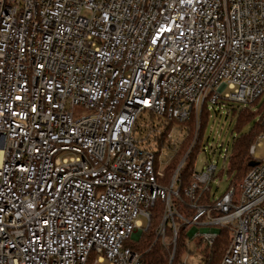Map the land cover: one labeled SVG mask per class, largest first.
<instances>
[{"label": "built area", "instance_id": "2783aa9c", "mask_svg": "<svg viewBox=\"0 0 264 264\" xmlns=\"http://www.w3.org/2000/svg\"><path fill=\"white\" fill-rule=\"evenodd\" d=\"M263 95L264 0H0V264H146L127 242L158 200L171 258L180 229L189 248L190 233L212 247L229 228L220 264H264V132L240 197L235 184L207 197L203 145L192 213L177 206L197 132L168 173L179 123Z\"/></svg>", "mask_w": 264, "mask_h": 264}, {"label": "trees", "instance_id": "16d2710c", "mask_svg": "<svg viewBox=\"0 0 264 264\" xmlns=\"http://www.w3.org/2000/svg\"><path fill=\"white\" fill-rule=\"evenodd\" d=\"M221 107H225L228 115L234 119L232 133H237L238 135H233L232 148L228 157L227 169L223 168L219 173H217L216 178L222 177L224 171L226 170L229 176V186L231 184H236L237 182H240L251 170L252 166H250V162L255 161L250 152V148L257 139L258 135L264 132V121L262 118L264 115L263 96L258 97L246 106H240L233 102H221L217 108L214 106L210 107L205 104L202 109L198 128L194 116L186 122L179 123L180 127L185 129L186 136L180 148V152L168 167V173L171 172L172 174L175 170L182 154L190 146L195 138V133L197 132L195 147L187 159L186 164L180 171V194L182 195L184 201L183 204L177 201V206L186 214H191L192 210H190L188 205H186L189 199L185 196L184 188L193 180L192 170L194 158L199 149L206 143L204 142V132L211 116L212 108H214L216 112H219ZM150 114L152 119L156 118L155 114ZM171 123L174 124L176 122L172 121ZM246 125H250V128L248 131H243ZM212 193V190H208L206 192L207 197L209 198V196H212ZM163 210L164 203L161 200H158L152 207L148 228L144 230L141 237H139L136 242L128 241L127 244L139 251L142 260L146 264H183V255L185 252L190 250L187 246V229H180L176 242V250L174 256L171 258L172 245L163 244L161 239L158 238L156 234V228L163 217ZM230 238L231 235L229 228H221L213 246H205V261L203 264H220Z\"/></svg>", "mask_w": 264, "mask_h": 264}, {"label": "rangeland", "instance_id": "374dc122", "mask_svg": "<svg viewBox=\"0 0 264 264\" xmlns=\"http://www.w3.org/2000/svg\"><path fill=\"white\" fill-rule=\"evenodd\" d=\"M264 97V95H263ZM218 108V106H217ZM89 112V110L84 109L82 106L76 107V114H82ZM234 127V119L230 117L227 113L225 107H221L219 112H216L212 108V113L209 118L207 127L204 132V142L206 153L199 155V160L197 161V167H201L205 159L206 154L211 155L213 161L217 164V172L219 173L223 168L228 167V157L231 153L233 135H238L237 133H232V128ZM250 125H246L243 131H248ZM255 140L254 143H256ZM261 144L256 146V153L258 157H264V138L260 142ZM212 152V153H211ZM226 156V158H225ZM229 176L226 170L224 171L222 177H217L212 184V192L221 194L229 186ZM236 195L240 197L241 186L240 182L235 184ZM177 188V186H176ZM176 200V199H175ZM143 221V228L147 226V220L144 217H140ZM192 231V225L189 227V232ZM189 237V251L185 252L183 255V261L185 264H203L205 261V243L200 240L199 237H193L190 233ZM137 237L132 238V241L136 242Z\"/></svg>", "mask_w": 264, "mask_h": 264}, {"label": "water", "instance_id": "95a60500", "mask_svg": "<svg viewBox=\"0 0 264 264\" xmlns=\"http://www.w3.org/2000/svg\"><path fill=\"white\" fill-rule=\"evenodd\" d=\"M258 162L257 161H251L250 166H255Z\"/></svg>", "mask_w": 264, "mask_h": 264}]
</instances>
